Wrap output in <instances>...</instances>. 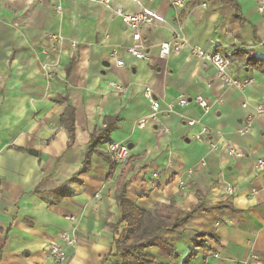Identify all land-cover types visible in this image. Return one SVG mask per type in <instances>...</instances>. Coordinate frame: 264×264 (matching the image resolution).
Masks as SVG:
<instances>
[{
	"label": "crops",
	"instance_id": "0c3cea01",
	"mask_svg": "<svg viewBox=\"0 0 264 264\" xmlns=\"http://www.w3.org/2000/svg\"><path fill=\"white\" fill-rule=\"evenodd\" d=\"M98 1L0 0V264H55L49 245L64 247L62 232L75 240L66 264H121L113 255L126 226L115 200L121 177L124 198L160 213L167 227L158 238L176 257L155 244L145 252L157 263L183 264L189 238L203 233L217 242L206 238L211 252L198 249L189 264H264V169H256L264 161V115L254 112L264 106V67L247 62L264 60L256 0H186L180 11L191 46L226 55L234 78L252 80L241 91L219 84L214 69L187 49L159 57L176 28L169 0ZM116 8L153 17L155 25L141 31L145 59L125 52L131 32ZM48 36L62 40L53 44ZM114 47L122 67L109 56ZM145 88L161 110L140 129L149 112ZM180 96L189 100L184 107L176 103ZM197 96L208 102L206 111L193 101ZM66 115L73 120L71 144ZM203 128L212 133L201 135ZM101 131L80 173L90 137ZM111 142L127 145L124 164L107 160ZM226 144L242 157L228 156ZM64 184L68 195L58 198L54 192ZM227 187L232 195L224 194Z\"/></svg>",
	"mask_w": 264,
	"mask_h": 264
},
{
	"label": "built area",
	"instance_id": "2783aa9c",
	"mask_svg": "<svg viewBox=\"0 0 264 264\" xmlns=\"http://www.w3.org/2000/svg\"><path fill=\"white\" fill-rule=\"evenodd\" d=\"M98 2L104 5L109 4L108 0H99ZM185 5L186 0H169V7L173 11V17L171 21L174 23V25H176V28L172 31L171 38L167 42L160 44L159 57L163 59L169 56L171 52L178 53L183 49H187L188 56L190 58L200 61L203 66H211L214 69L215 79L219 84L228 88H234L240 91L243 90L246 86L252 83V80H239L234 78L230 73L231 60L229 57L219 52H204L201 49L193 47L189 44L186 36L183 34L180 25V11L185 7ZM202 6L204 7L205 4H202ZM256 10L260 15L264 16V0H256ZM113 13L120 19L122 25L131 32L132 43L125 48V52L137 60L145 59L146 55L143 52V46L141 44V31L144 28L155 25L153 17L144 11L134 14H127L119 8L114 9ZM48 40L54 44L61 42L62 39L58 36H48ZM71 46L74 47L75 45L72 44ZM118 55L119 48H112L109 54L110 58L114 61L116 67H122L123 62L118 59ZM110 87L118 93H121L123 91L122 87L116 83H111ZM143 98L148 104L149 112L138 123V127L140 129H143L149 123L155 122L158 119L161 110L160 103L155 99L153 92L149 88H145L143 90ZM188 101L189 100L187 98L180 96L177 98L176 103L178 106L184 107L185 105H187ZM193 101L202 110L206 111L209 107L208 102L200 96L195 97ZM243 105L246 106L247 103H244ZM170 112L171 105H169L164 110V113ZM254 112L256 116L264 115V106L256 105L254 108ZM250 122L251 117L247 119L248 126ZM189 124H192V122H189ZM160 131H163V129L161 128ZM211 133L212 131L208 128H203L201 135H210ZM201 135L196 136V139L200 141ZM226 149L228 156L234 158L242 157V154L236 152L231 145L226 144ZM105 153L110 161V164L121 165L127 161L129 150L127 145L123 142H111L106 146ZM256 169L257 171H261L264 169L263 160L257 161ZM153 176L156 177V174H154ZM233 193L234 189L232 187H227L224 190L225 195H232ZM73 220V218H70V221ZM59 238L64 242V247H59L56 244H50L49 253L55 264H66L68 260L66 248H73L75 240L67 232L60 233Z\"/></svg>",
	"mask_w": 264,
	"mask_h": 264
},
{
	"label": "trees",
	"instance_id": "16d2710c",
	"mask_svg": "<svg viewBox=\"0 0 264 264\" xmlns=\"http://www.w3.org/2000/svg\"><path fill=\"white\" fill-rule=\"evenodd\" d=\"M247 62L254 67H264V60H261L257 57L249 56L247 58ZM63 122L68 131L69 144H71L73 138L72 117H68L66 115V119H64ZM103 137L104 131L98 132L97 134L90 137L88 150L86 152L80 173H84L87 170L89 165V155L94 150V148L102 142ZM107 160L109 161L108 157ZM111 166L114 165L111 164ZM67 183L68 182H66V184ZM124 187L125 182L121 177L117 181L115 200L121 210L120 223H125L126 226L113 241V255H118L122 258L121 264H160L157 263L152 257L148 256L145 251L155 244H161L162 246L171 249L172 258L176 257L174 248L158 238L159 233L167 228L160 213L157 211L146 212L129 203L124 198ZM54 194H56L58 198L67 196L68 191H66V185L64 184L62 187L58 188ZM199 206L200 204L198 203V206L193 208L190 212L182 213L172 222L170 229L172 230L173 228H177L179 225L184 223ZM206 238H208L210 241L217 242L215 236L205 235L203 233H196L191 238H189L188 241L191 248L185 257L183 264H189V262L197 256L198 249H202L204 255L211 252V250L205 245Z\"/></svg>",
	"mask_w": 264,
	"mask_h": 264
}]
</instances>
